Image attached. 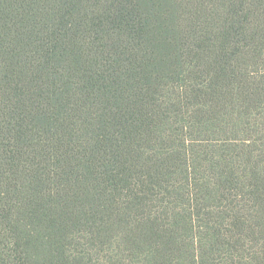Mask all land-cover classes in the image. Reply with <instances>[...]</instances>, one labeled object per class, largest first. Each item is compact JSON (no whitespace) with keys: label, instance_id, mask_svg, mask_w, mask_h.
Returning <instances> with one entry per match:
<instances>
[{"label":"trees","instance_id":"obj_1","mask_svg":"<svg viewBox=\"0 0 264 264\" xmlns=\"http://www.w3.org/2000/svg\"><path fill=\"white\" fill-rule=\"evenodd\" d=\"M263 18L264 0H0V264H264V179L226 195L216 164L203 183L148 143L161 89L190 128L213 115L200 98L234 91ZM192 197L228 213L192 233Z\"/></svg>","mask_w":264,"mask_h":264},{"label":"rangeland","instance_id":"obj_2","mask_svg":"<svg viewBox=\"0 0 264 264\" xmlns=\"http://www.w3.org/2000/svg\"><path fill=\"white\" fill-rule=\"evenodd\" d=\"M251 48L258 49V56L255 60L246 59L242 68H238L239 74L236 76L234 91L227 92L223 89L221 94L223 99L220 102L215 100L207 90L200 98V101L205 103L204 110L213 115L208 118L206 115L202 116L201 119L204 122L199 124L195 130L190 128V122H184L183 112H180L184 108L181 109L179 101L170 96V91L161 89L163 99L161 112L166 114L168 121L165 120L164 124L159 126L158 131L153 134L157 140L148 142L158 148L153 153V159L158 160L165 159L162 156L163 153L171 152L176 157L175 161H178V157L185 156L179 152L184 148L183 152L188 153L186 159L191 165L194 180L195 177H199L196 174L200 173L204 177L203 183L207 179L206 176L211 175L210 165L216 164L213 173L220 175L218 179L225 183L223 192L226 195L235 194L240 188L246 189L250 182H261L264 179V40L261 46L254 43ZM237 58L239 61L240 56ZM170 89L171 92L180 96L175 91L176 88L170 87ZM240 91L244 94L241 95ZM238 97H242L245 103L237 100ZM194 102L195 99H190V103ZM192 113L191 109L186 116ZM173 130H175L173 134L178 138L170 136ZM159 138L161 141H158ZM225 156L231 160L215 163V159ZM169 159L171 160L170 157ZM179 162L180 166H176L178 162L175 164L177 168L175 177L184 181L185 164L182 161ZM231 175L234 178H231ZM253 177H262V179L256 181L252 179ZM190 199L181 200V219L186 220L190 230L192 228V233L202 231L204 224L221 219L228 213L217 207H210L212 203L210 199L209 203L208 200L199 201L198 197H192L191 202ZM230 207L236 209L235 201L231 202ZM102 246L106 250H111L106 245ZM197 247H199L198 251L204 248L203 246ZM105 253L100 249H93L90 253L85 250L83 254L87 260L86 264H112V258ZM204 261L209 264L213 263L210 258H205ZM126 263L127 260H125Z\"/></svg>","mask_w":264,"mask_h":264}]
</instances>
